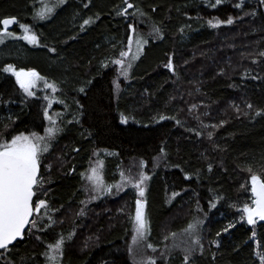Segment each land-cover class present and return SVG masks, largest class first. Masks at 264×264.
Segmentation results:
<instances>
[{
    "label": "trees",
    "instance_id": "16d2710c",
    "mask_svg": "<svg viewBox=\"0 0 264 264\" xmlns=\"http://www.w3.org/2000/svg\"><path fill=\"white\" fill-rule=\"evenodd\" d=\"M258 1L236 8L241 0H221L213 8L215 0H0V32L3 19L16 17L13 30L25 23L39 37L37 45L19 40L0 50V134L6 140L17 133H46L53 113L54 125L63 129L42 157L43 183L34 188V202L46 200L50 208L34 213L37 227L29 232L26 226L23 238L9 245L15 264H44L46 241L75 225L80 229L66 241L64 264H133L126 250L128 219L138 198L133 189L92 204L89 218L76 214L83 171L102 150L113 152L105 159V183L120 180L126 160L145 163L151 242L164 244V226L179 233L205 214L204 255L199 249L186 262L184 253L175 252L163 264H261L264 221L250 225L235 215L251 204L249 176L264 178V5L257 13L252 7ZM129 3L127 14L118 15ZM45 5L54 10L40 18ZM244 13L243 21L227 28L209 24ZM129 25L140 30L156 25L162 35L149 38L123 80L114 62L126 58L121 52L128 53V37L135 36ZM235 49L249 51V58L241 62L240 54L230 52ZM169 58L174 71L164 67ZM231 59L237 60L233 68ZM9 65L36 70L55 91L29 96L5 71ZM51 98L63 104L49 107ZM58 110L70 114L62 120ZM70 213L75 216L63 221ZM88 239L92 244L86 247Z\"/></svg>",
    "mask_w": 264,
    "mask_h": 264
},
{
    "label": "snow or ice",
    "instance_id": "6c2138e0",
    "mask_svg": "<svg viewBox=\"0 0 264 264\" xmlns=\"http://www.w3.org/2000/svg\"><path fill=\"white\" fill-rule=\"evenodd\" d=\"M125 2H127V0H125ZM59 3H64V0H59ZM260 3L264 5V0H260ZM220 4L221 0H215V3L211 4L210 6L215 8ZM242 4L243 0H241L240 4H236L235 7L240 8ZM132 7L133 5L129 3L127 8L122 9V11L118 12L117 14H127L128 9ZM53 10V8L46 9V11L49 13H51ZM133 15H135V13H133ZM141 15L144 14L141 13ZM39 16L40 18H44L45 13L41 12L39 13ZM14 22L15 18H5L3 19L2 24L4 26H8ZM89 22V20H85L84 24L86 25ZM222 23L231 25L234 23V20L233 18L229 17L226 21L218 20L215 24H213L212 21H209V24L213 27H217ZM20 27L23 28L26 33L23 37L25 40H28L31 43L37 42L35 35L27 34V25L21 24ZM129 28H132L133 31H135L132 25H129ZM152 32L156 34L157 38H160L162 29L156 25H153ZM5 35L11 34L7 33L6 30L4 32H0V42H2ZM132 43L133 39L131 36H129V49L131 48ZM135 43L137 46V53H139L142 50L143 45L148 43V41L138 36ZM53 51H55V49H53ZM127 55V52H121L122 57ZM260 55L264 56V52L260 53ZM137 58V55H133L132 57L133 60ZM115 63L122 66L121 75L127 76V70L128 68L132 67V64L128 63L127 67H123V60H117ZM164 67L174 71L171 58H169L168 63L164 65ZM5 71L12 72L15 75L16 81L20 88H22L29 96L34 95L31 89L39 79V74L37 72L25 71L23 69L15 71L11 65L7 66ZM49 87H52L55 91L54 85H49ZM79 91L83 92L84 89L80 88ZM192 107L194 108L195 105ZM247 107L251 109L252 105L248 104ZM259 114L260 113L257 112V115ZM48 119L51 121V117H48ZM160 119L163 120L166 119V117L161 116ZM177 123H179V121H177ZM221 123H223V121ZM45 131L47 134L46 136H39L36 133H30L28 135L20 133L13 135L10 141L3 140V134H0V250H3V252H0V257L7 256V254L10 252L9 245L16 241L17 238H23L26 226L31 225V228H28L29 232H31L32 228L37 227V221L35 219H30V217H33L34 213H40L42 209L47 210L50 208V205L47 204L46 200L38 199L37 202H34V188L42 186L43 183L42 178L39 176L41 158L44 153L48 152L51 146V140H54L56 138V134L63 131V129H60L52 124V126L45 129ZM197 135H199V133H197ZM208 136L211 137L212 133L209 132ZM161 152L164 153L163 148H161ZM141 166H144V162H141ZM209 170H211V165H209ZM249 171H251V169H249ZM87 179L91 181V188L89 189L86 186V191H111V186H107L103 183L102 178L98 175L96 168L92 169L91 175H89ZM148 179H150V177L141 171L139 173V179L134 184V187L138 190V195L140 198H138L135 202L134 234L132 235V244L136 246V248H138L141 244H144L146 248H151L153 251H155V248L152 244L146 243L148 234V221L145 215V200L143 197L145 196V181ZM250 182L252 193L251 206L245 204L243 207V212L246 214L247 223L254 225L257 219L264 221V178H261V176L253 173L250 177ZM173 195L178 194L174 193ZM90 199H96V197L90 196ZM81 203H83V201ZM57 211L59 210L57 209ZM45 214L47 213L45 212ZM84 214V209H81L80 212L77 213V215ZM49 221L55 223L52 217H49ZM194 227L195 226L190 223L184 231L190 236H194ZM229 227H231V225H229ZM224 231L227 232L228 229L225 228ZM72 235L74 234H69V240L72 238ZM171 235L173 238L176 236L175 233H172ZM217 235H220V233H217ZM253 235H255V232H253ZM37 239H39V237H37ZM165 239L168 238L165 237ZM64 244L65 238L61 236L54 245H48V251L44 253L47 258L46 264H54V262L57 261L58 256L62 255ZM194 245L199 246L201 252L203 251V246L200 245L199 237H196L191 242H187L183 249L184 260L186 262L190 260L192 253L195 251ZM174 246L179 247V245ZM53 252L55 255L51 254ZM129 252H134V248L130 246ZM258 255L260 256L261 264H264V253H258ZM6 264H15V262L9 259L6 260ZM135 264H156V260L153 257H147L146 259L135 262Z\"/></svg>",
    "mask_w": 264,
    "mask_h": 264
},
{
    "label": "rangeland",
    "instance_id": "374dc122",
    "mask_svg": "<svg viewBox=\"0 0 264 264\" xmlns=\"http://www.w3.org/2000/svg\"><path fill=\"white\" fill-rule=\"evenodd\" d=\"M243 1H246V0H243ZM252 7L254 8L253 11H255L256 13H257V11L259 9H262L263 10V6H260V1L255 2L252 5ZM47 8H53L54 9V6L53 5H49V6H46L45 5V8H43L41 12H44L46 15L51 14L53 11L51 13H49V12L46 11ZM126 8H127V6H126ZM247 14L248 13H244L240 17H238L237 19H233V20L234 21L235 20H237V21H243L244 18H245V16ZM143 22H144V20L139 19V23L140 24L143 23ZM21 24L28 26V33L27 34H29V35H35L36 36V38H37V42L36 43H31L28 40H25L23 38L26 33H25L24 29L20 27ZM21 24H19V30L18 31H15L13 29L12 30H6L7 33H10L11 35H5L3 37L2 42H0V50L4 48L3 47L4 45H7L8 43H17L19 40H24L25 43H27V44H33V46L39 44V37L33 31V29L31 28V26L28 25V24H25V23H21ZM223 24H225L224 25V28H227V27H230V26L233 25V24L228 25L226 23H222V24H219V25L222 26ZM226 25H227V27H226ZM4 31H5V29H2L1 32H4ZM133 34H135V36L133 37V43L131 45V48L128 50V55L126 56V58H122V59L120 58V59H118V60H123L124 61L123 67H127V64L128 63H131L132 64V67L131 68H128V70H127L128 71V74H129L130 69L131 70L133 69L134 64L140 58V56H141V54L143 52L144 46L147 44V43L144 44L142 50L139 53H137V46H136V43H135L137 37L138 36L139 37H142L143 39H145L147 41H149V38L152 37V36H153V38L157 37L156 35L153 34L152 28L151 29L150 28L149 29L143 28V30H140L137 27L135 29V31H134ZM230 52H233V55L234 56L240 54V56L242 57L241 62H244V61H246V59L249 58V55H248L249 51H247L245 49H235V50H232ZM228 54L231 55V53H228ZM133 55H137L138 58L135 59V60H133L132 59ZM215 56H216V54H215ZM241 62H239V63H241ZM229 63H231V66L233 68L237 64V60L234 59V61H233L231 59V61ZM115 64L118 66V71H119V76H118L117 79L126 80L128 74H127V76L121 75L122 66L120 64H117V63H115ZM23 70H25V71H32V69H23ZM15 71H19V70H15ZM43 78L44 77L39 74V79L36 81L35 85L31 89V91L34 94H37L39 91H46V90H48L50 88L49 85H51V84L48 83L46 80H43ZM54 102L55 103L56 102H59V104H63V102L60 101V98H51L50 99L49 107L50 106L53 107L55 105V104L53 105ZM58 111H59L60 119H62V120L65 119L70 114V112H68V111H62V110H58ZM57 116L58 115H55L53 113V117H54L55 121L53 120V123L52 124H55V122L57 121L56 120V117ZM25 135H28V134H25ZM46 135H47L46 133H43V134H40L39 136H46ZM12 136L13 135L7 137V139L5 141H10V139H11ZM54 140H51V146H50L48 152L51 150V147H52V145L54 143ZM48 152H46V153H48ZM46 153H44L43 156ZM112 154H113L112 151H107V150L98 151L96 153L94 159L91 161V164L87 167V170L83 171V173H84L83 174V178L85 179V182H84L85 188H86V186L89 189L91 188V181H88L87 176L91 175V171H92L93 168H96L97 169V173L102 178L103 183L105 185H107V186H111V191L110 192H105V191L91 192L90 190L89 191H86L84 189L83 199L80 201V204L78 206V209H77L76 214L79 213L81 209H84V213L85 214L84 215H77V216H80L81 218H85V219L86 218H89L90 217V210H88V208L90 209L94 204L101 203V201H104V199L106 198V196H116L120 192L126 191L128 189H133L134 192L138 195V190L134 187V184L139 179V173L141 171H143L148 176L147 171H146V167H145V163H144V166L142 167L141 166V162H143V161L140 160V159H134V158H132L133 161H132V159L126 160L122 164L121 169H120V180L118 182L105 183V177H104L105 159H106V156L112 155ZM42 161H43V159L41 158V162ZM125 169H127V170H125ZM249 181H250V176H249ZM250 185H251V182H250ZM147 186H148V180L145 181V194H146ZM90 196H95L96 199H90ZM138 198H140L139 195H138ZM143 199L145 200V196L143 197ZM82 201H83V203H81ZM245 204H248V205L251 206V204H249V203H245ZM93 207H95V206H93ZM239 207L240 206H238V208ZM52 212L55 213L54 210H52ZM242 212H243V210H242ZM70 214H68V216H65V214H64V216L62 217V220L66 222L67 221V218L70 219L71 218L70 216H73V217L75 216L74 213H70ZM202 214L203 213L197 214V216L191 222V224H193L195 226L194 229H193V232L195 233L194 236H190L188 233H186L183 230V231H181L179 233H175L176 236H175V238H173L172 235H171L172 232H170L171 231V228H167L166 226H164L163 229H162V231H161V235H160L161 236L160 242H163L164 243L163 245H161L162 243L161 244H156L154 242H151L152 240L149 239V229H148L146 243H150V244L153 245V247L155 248V251H153V249H151V248H146L144 246V244H141L138 248H136V246H134L132 244V235L134 234V216H135V209H134V213L130 217V219L127 218L128 219L127 229L129 230V236H128V239L126 240V242H127L126 243L127 254L129 255V257L132 260L133 264H135V262L140 261L142 259H146L147 257H153L156 260V264H163L165 262V260L168 258V256H170L171 254H173L175 252L184 253L183 249L185 247V243L191 242L196 237H199L200 245H202V225L204 224L203 221L205 219L204 218L205 217V214H203V216H202ZM145 215H146V213H145ZM235 215H236V219L238 221L247 222V217H246V214H244V212H243V214H241L239 216V211H238ZM49 217H52L53 220H54V217L52 215L49 216ZM30 219H35L34 218V215H33V217H30ZM200 220H201V222H200ZM38 223L39 222H37V225H38ZM78 229H80V227L78 225H75L71 229L72 231H70V230H68V231L60 230L59 231L60 233L59 232L58 233H53V234H56V236H54V235L53 236H50V239L46 241L45 248H44L43 254H42L43 258L45 259V263L44 264H46V259H47L46 256L44 255V253L46 252L45 250L48 251V244L49 245L50 244H53L54 245L55 242L61 236H63L65 238V244H64L63 249H62V255L58 256V259H57L56 262H54V264H64V260L63 259H64V256L66 254V248H67L66 247V245H67L66 241L69 240L68 239L69 234L70 233H73L74 235H72V238L69 240V241H72V239L75 238L77 232H79V231H77ZM88 236H89V234H88ZM165 237H167L168 239H165ZM47 242H49V243H47ZM90 243L92 244V241H91V239H88L87 242L84 244V246L87 247V246L91 245ZM174 245H179V247H175ZM130 246L134 248V252H129V247ZM197 247H199V246H196L195 247V251L192 254L198 252V250L200 248H197ZM0 252H3V251H0ZM51 254L52 255H55L54 252L51 253ZM162 254H163V256H162ZM9 259L11 261H14V259H12L9 256V253L7 254L6 257H0V264H6V260H9Z\"/></svg>",
    "mask_w": 264,
    "mask_h": 264
},
{
    "label": "water",
    "instance_id": "95a60500",
    "mask_svg": "<svg viewBox=\"0 0 264 264\" xmlns=\"http://www.w3.org/2000/svg\"><path fill=\"white\" fill-rule=\"evenodd\" d=\"M6 18H15V22L13 23V24H10V25H8V26H4L3 24H2V26H3V29H5V30H12V29H14L15 28V26L18 24V22H19V20H18V18H16V17H6ZM32 71H35V72H37L36 70H32ZM38 73V72H37ZM34 197H35V195H34ZM34 199V198H33ZM19 238H17V240H18ZM16 240V241H17ZM16 241H14L13 243H15ZM12 243V244H13Z\"/></svg>",
    "mask_w": 264,
    "mask_h": 264
},
{
    "label": "bare ground",
    "instance_id": "6f19581e",
    "mask_svg": "<svg viewBox=\"0 0 264 264\" xmlns=\"http://www.w3.org/2000/svg\"><path fill=\"white\" fill-rule=\"evenodd\" d=\"M10 129H11V127H10ZM6 130H8V129H6ZM11 131V130H10ZM3 133V132H2ZM5 133V132H4ZM9 134V133H8ZM14 134V133H13ZM18 134V133H17ZM11 136V135H10ZM9 139V138H8ZM132 161H133V159H132ZM130 167V166H129ZM128 169V168H127ZM127 169H125V170H127ZM89 173V172H88ZM88 177V176H87ZM89 181V180H88ZM84 183V182H83ZM131 202V201H130ZM232 206V205H231ZM225 209V208H224ZM228 209V208H227ZM227 209H225V210H227ZM235 210V209H234ZM214 212V211H213ZM115 213V212H114ZM203 213V212H202ZM207 214V213H206ZM226 215V214H225ZM202 216H203V214H202ZM201 216V217H202ZM207 217V216H206ZM218 217V216H217ZM205 218V217H204ZM215 218V217H214ZM220 220V219H219ZM218 220V221H219ZM204 221H205V219H204ZM203 221V222H204ZM200 222H201V220H200ZM45 237V236H44ZM45 239H46V237H45ZM48 239V238H47ZM42 240V239H41ZM38 241V240H37ZM38 243V242H37ZM40 243V242H39ZM47 243H49V242H47ZM186 244V243H185ZM49 245V244H48ZM28 246V245H27ZM33 246V245H32ZM37 246H38V244H37ZM203 246V245H202ZM194 247H196V246H194ZM44 248V247H43ZM197 248H199V247H197ZM207 248H210V247H207ZM33 249H34V247H33ZM38 249V248H37ZM47 249V248H46ZM207 250V249H206ZM38 251V250H37ZM45 251H47V250H45ZM210 252V251H209ZM22 253V252H21ZM202 252H200V254H201ZM203 254V253H202ZM25 255V254H24ZM204 255V254H203ZM197 256V255H196ZM20 258V257H19ZM160 260V259H159Z\"/></svg>",
    "mask_w": 264,
    "mask_h": 264
}]
</instances>
